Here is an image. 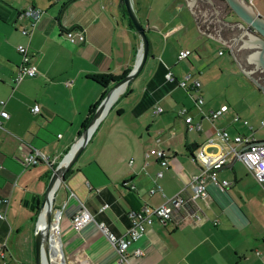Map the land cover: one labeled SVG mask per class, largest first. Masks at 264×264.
Instances as JSON below:
<instances>
[{
	"label": "crops",
	"instance_id": "obj_1",
	"mask_svg": "<svg viewBox=\"0 0 264 264\" xmlns=\"http://www.w3.org/2000/svg\"><path fill=\"white\" fill-rule=\"evenodd\" d=\"M131 3L144 25L146 57L98 118L52 193L53 207L64 202L58 230L66 264H116L115 247L94 221L119 234L128 224L129 208L157 204L181 187L182 194L188 193L189 177L198 169L191 151L205 142L212 123L229 134L251 132L255 139H264V122H259L263 118L251 121L253 112L247 118L236 98L227 94L219 99L209 84L210 62L217 54L220 61L236 64V70L264 93L230 51L245 29L225 45L197 30L185 0ZM244 3L264 17V1ZM28 4L43 11L29 33L22 34L20 27L27 20L19 11ZM224 10L221 20L237 19L226 5L220 11ZM72 25L82 28L83 40L64 36L62 30ZM18 42L27 44L36 72L12 87ZM138 47L139 37L118 0H0V98L7 111L0 117V197L7 198L6 203L0 201V264H33L34 219L50 171L44 161L24 166L17 158L35 146L57 159L76 137L90 106L113 82L107 77L100 83L91 76L128 70ZM183 47L190 52L178 58L177 50ZM165 65L175 78L184 73L196 77L199 87L186 89L165 81ZM196 93L203 98V108L222 103L227 107L211 123L193 107ZM33 103L38 105L35 111L30 110ZM156 103L161 109L153 112ZM181 104L188 107L192 120L199 121V128H185L175 112ZM214 141L205 148L217 150L220 140ZM150 146L166 150L164 163L155 154H144ZM215 174L228 183H207V199L196 198L197 219L181 220L184 210L179 208L178 220L153 219L127 245L128 254L141 251L130 255L133 264H264V179L258 182L237 158H229ZM79 201L93 220L74 228L70 216ZM103 202L107 205L98 210Z\"/></svg>",
	"mask_w": 264,
	"mask_h": 264
},
{
	"label": "built area",
	"instance_id": "obj_2",
	"mask_svg": "<svg viewBox=\"0 0 264 264\" xmlns=\"http://www.w3.org/2000/svg\"><path fill=\"white\" fill-rule=\"evenodd\" d=\"M42 8L34 4H28L21 8L19 15L23 16L27 20V25L20 27V32L22 34H28L30 29L33 28L40 14L42 13ZM64 36L68 40H73L74 38L78 40H83L84 34L82 28L79 25H73L66 27L62 30ZM15 49L19 55V61L16 64L14 73L11 76V86L14 87L16 83L23 76H32L36 72V66L31 61L30 51L28 50L27 44L25 42H18L15 44ZM222 47L217 48V52H222ZM190 52L189 48L183 47L178 48L177 57H184ZM163 79L165 81H174L177 85L183 88H193L197 89L200 85V81L196 77H189L188 73H184L181 78H175L172 70L169 66H164ZM203 98L201 94L196 93L192 97L193 107L197 112L210 120V122L219 115L223 110L226 109V104L222 103L219 106L212 108L202 107ZM3 99L0 98V117H6L7 111L1 106ZM38 108L36 103L30 106L31 111H35ZM161 109V106L156 103L153 105L152 111L157 112ZM188 107L181 104L179 105L175 112L182 117L185 128H199L200 124L198 120H192L190 114L187 113ZM237 115L234 114L233 118ZM243 123H246L245 118L242 119ZM259 122L262 124L264 119H260ZM212 123V122H211ZM219 139L217 150H208L205 148L207 144L216 143L214 140ZM262 142L255 139L251 132H234L229 134L224 126H215L212 123V131L206 137L204 143L195 146L191 151V156L198 161V169L196 172L192 173L189 177L188 184L190 190L185 195L181 193L183 187L174 193L165 196L157 204L143 203L137 208H129L126 212L128 217V224L124 230L119 234H114L111 232L107 226L102 221H94L96 227L106 236L108 241L115 247L117 257L116 264H133L130 261L131 254H139L140 249H134L130 254L127 252V245L139 236L144 229L149 225L153 219H157L160 222L174 221L178 220L176 218L177 210L182 208L184 213L181 215V220L185 218L197 219L199 217V210L196 203V198H202L204 200L208 197L207 183L212 182L217 186H224L228 183L226 178H218L215 174L216 170L226 163L229 158H237L242 161L252 176L261 182L264 179V143L249 145L241 150L246 144ZM239 150V151H238ZM155 154L156 157L160 159L162 163L165 162L166 150L159 147L150 146L145 151L144 154ZM20 163L24 166L34 164L39 161H44L46 163L53 164L57 159L56 156H49L39 148L31 146L26 152H23L18 158ZM161 174V169L156 171V175ZM69 194H73L70 190ZM0 201L7 202V198L0 197ZM64 205L62 202L59 206L51 208L50 220L48 222V228L45 237V243L47 247V260L48 264H66L64 256L60 246L59 230H58V218L61 213V209ZM107 205L106 202L101 203L98 206V210L103 209ZM3 216V212H0ZM55 218L56 229L55 233L57 236V244L55 243L52 248L50 247V222ZM179 219V220H180ZM93 220L91 213L86 209L81 201L78 202L76 209L72 212L70 216V223L72 227L78 228L88 222ZM176 222V221H175ZM52 249V254L50 252ZM98 264V263H97Z\"/></svg>",
	"mask_w": 264,
	"mask_h": 264
},
{
	"label": "water",
	"instance_id": "obj_3",
	"mask_svg": "<svg viewBox=\"0 0 264 264\" xmlns=\"http://www.w3.org/2000/svg\"><path fill=\"white\" fill-rule=\"evenodd\" d=\"M226 7L231 10L237 19L233 22L221 20L226 10L220 11L223 8L224 3ZM185 0L186 6L190 12V15L194 21L197 30L205 36L215 39L225 45H228L235 35L243 27L245 30L231 46L230 51L242 67V69L249 74L264 91V17L251 10L250 6L244 1L246 0ZM124 6L126 15L128 16L132 27L136 31L139 37V47L136 53L135 60L132 66L127 72L118 80L113 81L112 84L105 90L102 96L98 99L93 111L87 121V123L80 128L74 140L68 145L67 149L60 155L54 164L47 163L49 166V174L42 192V197L38 203L37 213L35 216L33 226V264L40 263L41 249L45 257H47V247L45 243L46 232L48 228V222L50 220L51 208H52V193L57 183L62 180L63 171L74 161L79 151L82 149L86 141L88 140L95 124L90 128L93 119L101 111L106 103L111 92L118 86L128 83V81L135 75L140 69L148 48V40L145 33L144 25L137 16L131 0H118ZM238 21V22H237ZM117 94V93H116ZM115 94V95H116ZM114 95V97H115ZM113 97V98H114ZM112 98V99H113ZM111 99V100H112ZM110 100V102H111ZM108 103L106 109L108 108ZM105 109V110H106ZM105 112V111H104ZM103 112V113H104ZM78 139V140H77ZM78 141L72 154L68 160L63 161L64 154L71 148L72 144ZM262 142H255L246 144L239 150L254 144L264 143V139L258 140ZM193 145H191L192 147ZM238 150V151H239ZM54 185V186H53ZM53 187V188H52ZM52 188V189H51ZM51 190L50 195L48 192ZM45 202L46 214H45V226L44 231H40L37 221L39 217L40 208ZM47 260V259H46ZM48 264V261H47Z\"/></svg>",
	"mask_w": 264,
	"mask_h": 264
},
{
	"label": "rangeland",
	"instance_id": "obj_4",
	"mask_svg": "<svg viewBox=\"0 0 264 264\" xmlns=\"http://www.w3.org/2000/svg\"><path fill=\"white\" fill-rule=\"evenodd\" d=\"M258 1L264 0H251L255 5ZM235 67L236 64L220 61L219 55L216 54L210 62L208 77L211 80L209 84L218 92L219 99L225 100L224 95L227 94L236 98L239 101L238 104L242 105L241 110L247 118H249L250 112H253L251 121H257L258 118L264 119V93L259 92L254 81L238 72ZM261 130L264 131V124L261 126Z\"/></svg>",
	"mask_w": 264,
	"mask_h": 264
},
{
	"label": "bare ground",
	"instance_id": "obj_5",
	"mask_svg": "<svg viewBox=\"0 0 264 264\" xmlns=\"http://www.w3.org/2000/svg\"><path fill=\"white\" fill-rule=\"evenodd\" d=\"M121 84L118 85L110 94V96L108 97L106 103L104 104V107L101 109V111L97 114V116L93 119L91 125H90V128L94 126V124L97 122L98 118L101 116V114L105 111L108 103L110 102V100L114 97V95L120 90L121 88ZM78 140V139H77ZM75 143L72 144L71 148L64 154L63 156V161L65 160H68L69 156L72 154V150L74 149V147L76 146L77 144V141ZM57 184V180L54 182V185ZM53 185V186H54ZM53 188V187H52ZM51 188V189H52ZM51 193V190L48 192V196L50 195ZM45 214H46V205H45V202H43L41 208H40V211H39V217H38V221H37V225L40 229V231H44V226H45ZM56 220L55 218L50 222L49 224V228H50V247L52 248V246L56 243L57 244V236H56V233H55V229H56ZM50 252L52 254V249H50ZM47 257H45L44 253L42 252V249H41V254H40V263L39 264H47V261L46 260Z\"/></svg>",
	"mask_w": 264,
	"mask_h": 264
},
{
	"label": "trees",
	"instance_id": "obj_6",
	"mask_svg": "<svg viewBox=\"0 0 264 264\" xmlns=\"http://www.w3.org/2000/svg\"><path fill=\"white\" fill-rule=\"evenodd\" d=\"M122 8H123V10H124V13H125V15H126V12H125V9H124V6H123V4H122ZM126 18H127V21H128V24L132 27V24H131V22H130V20H129V18H128V16L126 15ZM73 26V25H72ZM127 72V70L126 71H123V72H121V73H119L118 75H116V76H106V75H104V74H94L93 76H91L93 79H95L96 81H98V82H100V83H104V82H106V80H107V77H110L113 81H116V80H118L120 77H122L125 73ZM105 92V91H104ZM103 92V93H104ZM102 93V94H103ZM102 94L100 95V97L102 96ZM99 97V98H100ZM97 101L98 100H96V102H94V104H92L91 106H90V109H89V113H88V115L86 116V118H85V120L82 122V124H81V127H83L86 123H87V121H88V119H89V117H90V115H91V113H92V111H93V108H94V106L96 105V103H97ZM68 147V146H67ZM67 147L63 150V152L67 149ZM60 157V156H59ZM58 157V158H59ZM57 158V159H58ZM56 162V161H55ZM54 162V163H55ZM53 163V164H54Z\"/></svg>",
	"mask_w": 264,
	"mask_h": 264
},
{
	"label": "flooded vegetation",
	"instance_id": "obj_7",
	"mask_svg": "<svg viewBox=\"0 0 264 264\" xmlns=\"http://www.w3.org/2000/svg\"><path fill=\"white\" fill-rule=\"evenodd\" d=\"M220 1H222V0H220ZM223 2V1H222ZM224 3V2H223ZM224 5H225V3H224Z\"/></svg>",
	"mask_w": 264,
	"mask_h": 264
}]
</instances>
